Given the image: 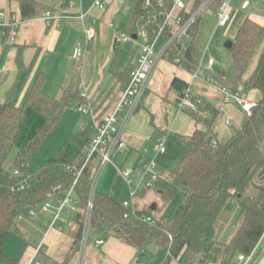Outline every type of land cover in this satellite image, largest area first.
Listing matches in <instances>:
<instances>
[{"label": "crops", "instance_id": "obj_1", "mask_svg": "<svg viewBox=\"0 0 264 264\" xmlns=\"http://www.w3.org/2000/svg\"><path fill=\"white\" fill-rule=\"evenodd\" d=\"M38 1L42 5L41 13L21 21L15 43L0 44V103L24 105L39 79L43 89L54 97L61 99L69 93L71 96L67 104L74 101L77 106L86 105L81 129L83 131V127L87 126L94 129L96 123L115 110L128 84L129 72L141 54V26L135 19V4L132 0H101V5L96 3L97 0ZM196 2L189 0L188 7L195 10ZM208 2L201 0L198 31L194 40L195 56L205 76L195 77L193 71L178 65L169 56L161 60L140 108L125 130L127 147L118 151L122 163L115 162L121 167L135 166L145 158H155L158 171L170 173V169L184 157L187 149L182 138L192 135L197 128L193 115L184 110L186 108L178 106L183 90L189 84L194 88V95L208 107L204 113L211 116L214 110L217 112L211 137L221 144L230 140L245 125L248 117V113L231 95L238 94L255 103L260 100L261 92L258 89L245 91L244 87L263 54L264 34L237 93L229 88L235 75V65L226 42L235 40L248 17L264 24V0H231L230 20L224 26L219 25L218 11L209 9ZM0 11L20 16V6L15 1L0 0ZM48 11L52 12L50 22L46 19ZM118 37H121L120 41H117ZM165 41L166 36L162 35L156 47L161 48ZM77 42H82L84 46L81 59L73 57ZM219 55L224 56L225 61ZM210 59H214L211 66L208 65ZM208 77L218 84L209 81ZM221 86L227 87L230 96ZM27 121L29 126L25 124L22 132L28 133L29 139L44 124L45 118L28 108ZM161 142L166 145L165 152L159 151ZM262 148L264 151V142ZM119 176V183L110 193L122 202L130 200L128 184L120 173ZM152 191L157 194H151L148 198L154 203L149 209L140 207L139 197ZM163 194L156 185L138 194L134 198V206L138 210L152 211L154 217L160 216L163 210L157 211L161 207L155 201L160 197L164 199ZM29 210L26 213L29 214ZM53 210L42 212L45 220L37 225L31 222L39 216L32 218L29 214L32 220H27L20 227L21 234L11 233L5 242V249L12 260L0 258V264L154 262L158 249L147 261L141 248L129 245L112 234L95 233L90 243L80 249L75 248L80 210L70 215L64 214L62 217L65 221L58 220V226L62 229L50 227ZM98 239H104V243L98 245ZM171 264L179 263L173 261ZM233 264H264V234L248 261L237 257Z\"/></svg>", "mask_w": 264, "mask_h": 264}, {"label": "trees", "instance_id": "obj_2", "mask_svg": "<svg viewBox=\"0 0 264 264\" xmlns=\"http://www.w3.org/2000/svg\"><path fill=\"white\" fill-rule=\"evenodd\" d=\"M18 2L20 17L28 20L42 11L38 0H10ZM135 4V19L140 25L144 15L145 0H132ZM154 8L167 10L172 0L164 5L152 0ZM223 0H209L207 7L215 12ZM201 0H197L196 9ZM199 16L190 29L191 40L186 51L179 44L168 49V56L178 65L195 71L199 62L195 56L194 40L198 31ZM264 34V24L248 17L239 29L233 47L230 49L235 65V75L229 84L237 93L247 67ZM177 59H179L177 61ZM258 89L261 98L245 125L226 143L213 145L212 125L217 112L211 116L204 111L202 100L195 95L196 109L186 108L195 118L197 128L192 135L184 136L182 143L187 152L170 169L171 181H161L157 185L170 199L179 185L186 188V197L171 217L156 216L154 223L141 219L152 211L136 210L129 207L112 193L96 190L92 210L89 239L91 233L112 234L129 245L141 248L147 240L155 242L158 251L154 256L156 264H233L240 254L251 255L264 234V51L244 90ZM71 94L61 99L46 92L38 79L24 105L12 102L0 103V258L12 260L5 249V242L11 233L20 235L18 219L30 208L40 206L57 184L68 190L74 183L76 171L69 170L73 163L79 168L84 164L85 154L80 153L74 160L67 150L69 143L84 139L86 143L94 135V129L87 126L79 133H71L58 153L45 160L34 173L28 170L29 162L35 157L46 137L54 132L63 118L67 101ZM32 108L45 118L44 124L19 149L18 164L11 156L27 121V109ZM207 111V110H206ZM22 163L24 167H22ZM19 167L21 175L14 174ZM93 164L86 166L75 186L80 211V227L75 248L82 247L84 219L92 190ZM25 180L22 189H13ZM65 194H59L64 196ZM234 213L233 233L230 226L221 224L223 213ZM127 214V215H126ZM229 233V235H228ZM231 234V235H230ZM145 255L144 252H142Z\"/></svg>", "mask_w": 264, "mask_h": 264}, {"label": "built area", "instance_id": "obj_3", "mask_svg": "<svg viewBox=\"0 0 264 264\" xmlns=\"http://www.w3.org/2000/svg\"><path fill=\"white\" fill-rule=\"evenodd\" d=\"M231 0H223L218 10L219 25L224 26L230 20L229 6ZM96 3L101 5V0H97ZM165 0H157V4L164 5ZM189 0H172V6L167 10H159L154 8L152 0H145L144 15L142 18L140 46L141 54L136 64L131 68L129 72V80L126 87L123 89L120 100L115 110L105 116L102 120L95 124L94 135L87 144V151L85 153L84 164L79 168L77 165L71 163L68 165L69 170L76 171V178L71 188L66 190L62 184H57L54 189L49 192L47 199L40 205L42 212L54 211V217L50 224L51 228L62 229L58 226V220H66L62 216L64 214L70 215L80 210L78 204V196L75 189L76 184L79 181L80 176L83 174L86 166L90 163L93 164L92 170V190L91 196L86 209V217L84 219V238L82 247L89 240V229L92 216V210L94 206V196L97 190L96 179L103 172L105 167L112 163L115 165L118 172L123 176L129 187L131 195L130 200L123 201V204L129 207L132 213L136 212L134 206V198L142 192L153 188L161 181H171L172 175L170 173H160L158 171V163L155 158H145L139 164L135 166H129L123 168L113 161L114 154L127 147V142L124 139L125 130L140 108L144 97L150 87L151 80L155 74L161 60L168 56V49L173 44H179L181 51L188 49L191 35L190 29L196 22L200 11L198 9L192 10L188 7ZM52 12L46 13V19L50 22ZM22 19L16 13H9L7 11H0V44H14L17 38V28L20 26ZM165 35L166 41L161 48H157V42L159 38ZM121 37L117 38L120 41ZM84 54V46L82 42H77L74 50L73 57L81 59ZM179 59H177L178 61ZM214 63V59L208 61V65L211 66ZM182 66V65H181ZM195 77L205 76L202 65L193 72ZM211 82H215L212 78H207ZM226 91L228 96L227 87L221 86ZM194 88L192 84H189L184 90L183 94L178 102V106L181 109L189 108L196 109L197 105L193 100ZM231 97L237 102L248 114H251L253 108L256 106L255 102H252L238 94H232ZM80 111L87 109L86 105L80 104L78 106ZM86 127H83V130ZM213 145H217V141L213 140ZM166 145L164 142L159 144V151L165 152ZM15 175H21L19 167L14 168ZM94 175L96 176L94 178ZM27 180L15 189H22L26 186ZM64 193V196L59 194ZM29 214L32 218H37L39 213L31 208ZM127 215V214H126ZM21 218V216H20ZM141 219L147 223H154L156 218L146 213L141 216ZM98 245L104 243V239L96 240ZM40 251L38 248L37 252ZM253 254V253H252ZM251 254V255H252ZM251 255L240 254L239 259L248 261ZM145 264H156L155 262Z\"/></svg>", "mask_w": 264, "mask_h": 264}, {"label": "rangeland", "instance_id": "obj_4", "mask_svg": "<svg viewBox=\"0 0 264 264\" xmlns=\"http://www.w3.org/2000/svg\"><path fill=\"white\" fill-rule=\"evenodd\" d=\"M142 31L139 32V34L141 35ZM220 59H224L225 61V57L219 55L218 56ZM224 57V58H223ZM229 63V60H228ZM65 115L62 119V121L60 122V125L58 126V128L52 132L51 134H49L46 139L44 140L41 148L39 149L38 153L35 155V157L29 162L28 165V170L30 173H34L35 171H37L40 166L43 164V162L45 160H47L48 158L55 156L59 149L64 145L67 137L71 134V133H79L80 131H82L81 129V118L83 119L84 117V112L80 111L78 109L77 104L74 101H69L66 109H65ZM28 124L29 126V122L27 121L26 125ZM78 125V126H77ZM29 128V127H28ZM29 137V134L26 133L25 131L21 132V135L19 137L18 143L16 145V147L13 149L11 156L14 160V164H18L17 162V155L19 152L20 147L27 141ZM67 150L70 154V158L71 159H75L76 156L80 153L85 154L87 151V144L84 141V139H80L77 143H69L67 145ZM118 151L115 154V157L113 159L114 162L121 164L122 161L118 155ZM96 176L94 175V178ZM119 172L118 170L114 167V165L112 163H109L105 169L103 170V172L98 176V179H96V185H97V189L99 192L102 193H110L113 188L116 186V184L119 183ZM153 193H148L145 196H142L141 198L139 197V201L140 207L149 209V207L152 205L151 200H149V195L151 194H157V192L152 191ZM186 197V188L183 184L179 185L178 189L176 190V192L172 195V197L170 199H162L160 197L159 200H156L155 202L158 203L159 207H161L159 210H163V212L161 214H159L160 216L162 215L163 217H171L175 214V212L177 211V209L180 207V205L182 204V202L184 201ZM143 200V201H141ZM164 200V201H163ZM35 210L40 213L39 218L36 220H32L30 218V215L28 213H24L21 218L18 219V225L19 227H23L25 222L27 220H32V224H39L40 222H43L44 219V214L41 211V207H36ZM160 213V212H159ZM46 217V216H45ZM234 213H223L221 219H220V223L221 224H226L227 222V226H230V232L233 233V231L236 228V225L234 224ZM229 235V233H228ZM231 235V234H230ZM95 236V233H91V238L84 244V246H86L88 243H90L93 238ZM84 238V236H83ZM158 249V246L155 242L151 241V240H147L145 242V244L141 247V251L144 252L145 250L147 251L145 253V259L147 261H149L152 257V254L154 252H156Z\"/></svg>", "mask_w": 264, "mask_h": 264}, {"label": "water", "instance_id": "obj_5", "mask_svg": "<svg viewBox=\"0 0 264 264\" xmlns=\"http://www.w3.org/2000/svg\"><path fill=\"white\" fill-rule=\"evenodd\" d=\"M233 41L232 40H229V41H227L226 42V46L229 48V49H231L232 47H233ZM22 167H24V165H23V163H22Z\"/></svg>", "mask_w": 264, "mask_h": 264}]
</instances>
